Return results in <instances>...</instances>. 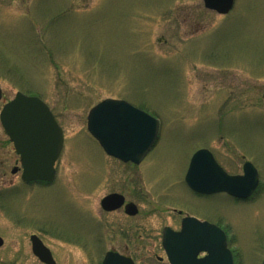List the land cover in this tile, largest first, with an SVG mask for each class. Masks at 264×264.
<instances>
[{
    "label": "rangeland",
    "instance_id": "rangeland-1",
    "mask_svg": "<svg viewBox=\"0 0 264 264\" xmlns=\"http://www.w3.org/2000/svg\"><path fill=\"white\" fill-rule=\"evenodd\" d=\"M3 105L18 92L45 101L63 128L57 178L26 186L0 121V264H44L38 235L56 264H101L107 251L158 263L161 232L181 218L227 229L236 264L264 262V0H235L225 16L203 0H0ZM124 100L160 122L140 166L109 157L87 130L89 111ZM210 149L234 174L258 170L249 200L200 197L186 184L193 155ZM14 185V186H13ZM118 191L141 213L105 214Z\"/></svg>",
    "mask_w": 264,
    "mask_h": 264
},
{
    "label": "water",
    "instance_id": "water-1",
    "mask_svg": "<svg viewBox=\"0 0 264 264\" xmlns=\"http://www.w3.org/2000/svg\"><path fill=\"white\" fill-rule=\"evenodd\" d=\"M207 9L227 15L235 0H203ZM0 87V101L2 99ZM7 135L20 155L25 182H52L56 177V162L64 146L63 129L49 106L40 98L18 92L0 114ZM159 120L127 101L106 99L93 107L88 115V130L104 151L124 162L140 164L159 135ZM18 171L13 169V173ZM188 186L197 193H228L238 199H248L257 191L260 179L251 162L244 165L242 175H229L216 161L211 151H197L186 175ZM124 202L121 195L113 194L103 199L107 210H115ZM127 212L136 214L134 205ZM165 230L163 245L173 264H234L225 232L208 222L193 217L183 221L182 231L170 237ZM34 255L44 264H56L51 250L37 236H31ZM0 237V247L3 246ZM201 252L207 256L198 259ZM102 264H134L133 260L116 252H108ZM264 264V262H263Z\"/></svg>",
    "mask_w": 264,
    "mask_h": 264
},
{
    "label": "flooded vegetation",
    "instance_id": "flooded-vegetation-1",
    "mask_svg": "<svg viewBox=\"0 0 264 264\" xmlns=\"http://www.w3.org/2000/svg\"><path fill=\"white\" fill-rule=\"evenodd\" d=\"M210 150V149H209ZM212 153H213V155H214V157H215V159H216V155H215V153L212 151V150H210ZM217 160V159H216ZM118 161H120V160H118ZM122 162V161H121ZM143 162V161H142ZM142 162L140 163V164H138V165H136V164H134V163H132V162H123V163H125V164H132V165H136V166H140L141 164H142ZM217 162H218V160H217ZM247 162V160L246 161H244V164ZM20 163V166H21V160H20V158H19V160H18V164ZM219 163V162H218ZM244 164H243V166H242V171L241 172H238V173H234V174H231V173H229V174H231V175H242L243 174V172H244V170H243V168H244ZM14 168H17V169H19V166H14L13 167V169ZM13 169H12V171H13ZM20 172V171H19ZM13 173V172H12ZM14 174V173H13ZM16 174V173H15ZM56 178H57V176L55 177V180H56ZM54 180V181H55ZM21 181L24 183V185H26V186H30V185H39V187L40 186H42V185H49V184H52L53 182H43V181H32V182H24L23 181V179H22V175H21ZM186 184H187V182H186ZM14 186V185H13ZM187 186H188V184H187ZM188 188L190 189V187L188 186ZM191 190V189H190ZM192 191V190H191ZM194 194H196V195H198V196H200V197H212V196H216V195H218V194H222V193H214V194H203V193H197V192H195V191H192ZM113 194H118V195H121V196H123V198H124V202H123V204L121 205V207H119V208H117V209H115V210H107V209H105L104 207H103V205H102V202H103V199L104 198H106L107 196H109V195H113ZM223 194H225V195H227V196H229L232 200H234V201H237V200H241V199H237V198H235V197H232V196H230V195H228L227 193H223ZM249 200V199H248ZM130 204H132V205H134V207H135V209L137 210V213L136 214H130V213H128L127 212V206L128 205H130ZM100 207H101V209H102V211H103V213H105V214H113V213H118V212H123V214L125 215V216H127V217H129V218H136L137 216H139L140 215V213H141V210H140V208H139V204H137L135 201H131V200H128L127 199V197L125 196V194H123V193H121V192H118V191H113V192H110V193H108L107 195H105L102 199H101V201H100ZM172 210H174V212L175 213H177L179 216H181V218H179V219H177V221L176 222H174L173 224H169V225H165L163 228H162V232H161V237H160V240H161V248H162V253H163V256H160L159 254H157V253H154V258H155V260L158 262V263H164V264H173V261L171 260V257H170V255H175V249H170V251H171V254L169 253V252H167L166 250H165V248H164V246H163V241H164V234H165V230H169L170 231V234H169V236L170 237H173V236H176L177 235V233H179L181 230H182V227H183V220L186 218V217H195V218H197V219H199V220H201V221H203V222H208V223H210V224H212V225H214V226H216V227H219V228H221V229H223L224 231H225V234L227 235V241H228V246H229V248L231 249V245H230V239H229V234H228V232H227V229L226 228H223V226H222V224H221V219H216V220H211V219H207V218H204V217H200V216H196V215H194L193 213L191 214V213H184L182 210H180V209H177V208H173ZM232 250V249H231ZM116 252V253H119L118 251H115V250H110V251H107L106 252V254L108 253V252ZM232 252H233V250H232ZM105 254V255H106ZM119 254H121V253H119ZM121 255H123V256H125V257H128V258H130V259H132L133 260V262H134V264H137V261L135 260V258L133 257V256H130V255H125V254H121ZM207 255V253L206 252H201V253H199L198 254V258L200 259V258H203V257H205ZM233 255H234V259H235V254H234V252H233ZM236 264V263H235Z\"/></svg>",
    "mask_w": 264,
    "mask_h": 264
}]
</instances>
